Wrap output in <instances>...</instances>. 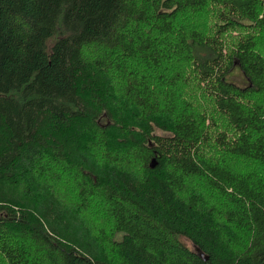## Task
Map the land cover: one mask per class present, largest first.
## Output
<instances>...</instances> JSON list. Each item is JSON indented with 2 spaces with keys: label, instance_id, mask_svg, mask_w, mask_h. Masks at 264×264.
<instances>
[{
  "label": "trees",
  "instance_id": "16d2710c",
  "mask_svg": "<svg viewBox=\"0 0 264 264\" xmlns=\"http://www.w3.org/2000/svg\"><path fill=\"white\" fill-rule=\"evenodd\" d=\"M0 264H264V0H0Z\"/></svg>",
  "mask_w": 264,
  "mask_h": 264
},
{
  "label": "rangeland",
  "instance_id": "374dc122",
  "mask_svg": "<svg viewBox=\"0 0 264 264\" xmlns=\"http://www.w3.org/2000/svg\"><path fill=\"white\" fill-rule=\"evenodd\" d=\"M155 132H156V133H160L161 131L158 130V129H155ZM119 236H120V235H119ZM119 236H118V237H119ZM186 242H187L189 245H191L189 241H186Z\"/></svg>",
  "mask_w": 264,
  "mask_h": 264
}]
</instances>
